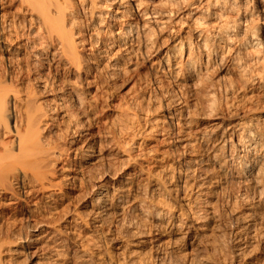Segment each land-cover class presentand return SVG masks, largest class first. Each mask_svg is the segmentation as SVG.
I'll use <instances>...</instances> for the list:
<instances>
[{
  "label": "rangeland",
  "instance_id": "rangeland-1",
  "mask_svg": "<svg viewBox=\"0 0 264 264\" xmlns=\"http://www.w3.org/2000/svg\"><path fill=\"white\" fill-rule=\"evenodd\" d=\"M110 2L112 0H107L105 16L101 17L104 23L100 22L93 29L89 25L91 22L87 23L88 19H84L80 12L79 15L77 11L70 15L74 23L80 21L76 27L82 35L76 39L79 47L84 38L85 45H88L89 38L92 42L102 32L103 35L112 29L120 30L111 23L119 5ZM172 3L178 4L172 8ZM15 4L11 7L5 5L0 11V19L7 17L5 21L12 22L18 28V34L24 35L18 40L14 39L16 34L12 35L16 40L14 52L0 50V81L9 83L10 79L14 80L17 90L16 98L8 104L16 118L7 123L11 129L7 126L1 131L2 135L0 133V151L5 147L13 149L15 122L16 128L24 134L28 116L38 110L48 114L45 120L41 119L39 126L42 127L39 128L42 129L41 142L47 155L49 151L51 155L43 164L44 167L47 164L45 170L48 173L45 185L41 186L30 174L21 190L14 185L21 196L24 211L15 210V206L8 209L0 206V213L4 214L1 223L15 224L17 234L32 236L37 233L31 231L40 224L49 226L40 241L29 249L20 250V254L11 251L18 247L5 249L2 264H53L58 255H61L58 264H264V183L256 187V175L245 182L229 172L225 166L228 163L226 146L222 145L228 133L226 128L234 131L263 112L264 88L249 87L238 90L235 95L226 94V89L232 86L241 88L244 81L236 72L229 70L228 73L220 66L209 68V82L206 77L204 87H194L191 80L180 82L174 75H164L157 64L144 59L142 51L124 56L116 49L118 52L110 51L99 60L101 42L85 52L86 59L92 63H89L90 68L84 69L86 72L79 74L73 70L69 73L66 62L58 56L51 61L50 53L58 49L57 45L37 46L42 43L37 24H31V16L21 11L18 3ZM157 4H162L164 11L171 8L175 11L172 21L183 18L192 9L181 0H151L146 7L151 12ZM194 18L189 15L182 19L185 25H180L181 21L170 26L179 30L178 35L184 40L191 41L194 35L189 25H193ZM149 25L151 32L157 34L154 41L159 46L163 44V48L168 46L161 57L169 49L173 52L175 43L164 45L168 34L157 32L160 23L152 21ZM87 29H91L90 34L82 31ZM109 34L110 38L112 35ZM6 35L0 33V37ZM28 39H31L28 48L20 49ZM32 47L38 48L34 51L30 49ZM109 60L111 63L107 62ZM91 80L95 83H90ZM42 85L49 87V93H42ZM67 87H75V97H82L87 102L81 111L74 108L67 96ZM188 115L191 118L186 119ZM259 122V127H264V118ZM187 123L188 128L184 127ZM182 136L192 147L189 145L185 150L173 140ZM233 143L235 152L241 154L242 144L238 136L234 137ZM89 148L97 150L96 159L88 158L92 154ZM215 155L217 160L213 161ZM199 160L204 161L202 166L195 165L194 161ZM196 167L202 168L194 171ZM101 178L110 181L109 194L116 195L111 197L108 194L110 201H116L120 186L124 193L117 207L115 205L105 217L92 204ZM122 182L128 185L123 186ZM1 203L4 201L0 200ZM140 207L151 208L150 214L142 215ZM157 213L168 218L158 221L155 219ZM177 216L185 220L184 227L173 223Z\"/></svg>",
  "mask_w": 264,
  "mask_h": 264
},
{
  "label": "bare ground",
  "instance_id": "bare-ground-1",
  "mask_svg": "<svg viewBox=\"0 0 264 264\" xmlns=\"http://www.w3.org/2000/svg\"><path fill=\"white\" fill-rule=\"evenodd\" d=\"M124 1L125 0H112V2H110L111 4L114 2L115 4L117 3L119 5L118 8L114 10L115 12H114V15L112 16L111 23H112V27L114 26V28L116 27L120 28V30L117 32L116 29H112L110 32H104L105 34L103 35H102L103 32L101 31L102 36L99 35L100 37L98 36L97 39H94V40L92 39V42L90 41V38H89L88 45H85L86 40L83 37L84 40L80 42L82 44L80 47H79V43L76 40L79 37L78 35L82 36L80 34L81 30H77L78 28L76 29V27L79 26L77 25L79 20L77 21L76 19L77 16H76L75 18L76 20L74 19V21H77V24L76 22L74 23L73 19L71 20L70 15L74 14L75 11H77L79 15V12H80L84 16V19L86 18L88 19V22L85 21L84 19L82 20H84L87 23L91 22V24L89 25H90V28L93 29L97 25H100L99 24L100 22H103L101 21L102 20L101 17L105 16L103 14H105L104 9H105V6H107L106 5L107 0H0V11L3 10V7L5 5H7V7H11L13 6V4L18 3V5L20 6V10L31 16V19L29 20L30 22H32L31 24H34V26H36L35 24H37L38 34L40 33V39L42 40L41 41L42 43L40 42L41 44H37V46H39V48L40 47L47 48L49 44L57 45L58 49L55 52L53 51L54 53L52 52L50 53L52 56L51 61L52 60L55 61L54 60L55 56L56 57L58 56L59 59H62L63 61L66 62V65H67L66 71L69 73L74 70V72L77 71V73L82 74L85 71L84 69L88 68L90 66L89 63H91L90 62L91 60L86 59L87 56L85 52L96 48V46H98L97 44L101 42L103 44V47H102L101 52L97 56L99 60L103 59L106 54H110L109 53L110 51L113 52L116 49L120 51L121 53H123L124 56L125 55L131 56L132 54L137 53L138 51L139 52L142 51L140 53L142 54V56L145 57L143 58L146 60H150L153 63V65L157 64V66L159 67V70L162 73H164V75H168V76L174 75L177 81H180V82L191 80L194 82L193 84L194 87L195 85L197 87L202 86V84L205 83L206 77L208 76L207 73L211 70L209 69L210 67L214 66V68L216 69V67L220 66L221 68H224V70H227V72L229 70L236 72L242 78V82L244 81V84L242 83L243 86H241V88L232 86L231 88L229 87L230 89H226L225 90L226 94L235 95L238 90L240 91L243 89L247 90L249 87L250 88L257 87L260 89L264 88V0H181L183 2H187L188 3L187 5L189 6V8H192L190 12H188L185 16H183V18L186 19L189 15H193V17L195 16L194 21L192 20L194 22L193 25L192 24L189 25L190 27L192 26L190 31L192 32L194 36L192 37L191 41L187 40L188 42L186 41V39L184 40V38L178 35L179 30L177 31L174 27L170 26L171 23L175 22L177 24L181 22L183 19L181 17L179 20L172 21V17L175 15V11L172 8L174 7L173 5H176L178 3L176 4L172 3L171 4L172 8L169 11H164L163 7L161 6L162 4L159 6L157 4L153 7V10L150 12L148 10V7H146V4L148 3V1H151V0H147V2H145L146 0H128L129 2L127 3H125ZM108 6L110 7L112 5H108ZM194 11H198L200 13L198 12L194 13ZM106 13H107V10H106ZM78 17L81 18L80 16ZM6 18L4 19L6 20ZM5 20L0 19V33L4 35L8 34V36L6 35L4 37H0V50L2 52L10 53V51L12 52L15 51L13 43H15V41L20 39L21 37L23 38L24 35L22 33L18 34V30H17L18 28L15 25H12V22L10 24L8 21L6 22ZM82 20L81 22H83ZM152 21L154 23H160V25L157 28L158 33L165 32L166 34H168L167 36L168 40H164V45L165 44L169 45L170 42L173 45L175 43L174 51L172 50L173 52L169 51L170 50L169 49L167 53L161 57V54L163 53L164 49L168 48V46L163 48L162 43H161L162 45L159 46V44H157L154 41V38L157 34H155V32L154 33L151 32L152 28L149 25V23H151ZM23 25L25 24L23 23ZM180 25H185V24L182 21ZM20 27H23V26L20 25ZM91 29L82 30V31L85 33L86 32L88 33L91 31ZM109 33L112 35L110 38L108 37ZM13 34H16L14 36L15 38L12 37ZM91 36L93 35L91 34ZM13 38L16 40H13ZM30 40L31 39L26 40L25 41L26 43L24 45L21 44L22 46L20 45L19 48L20 49H23V47H25V49L28 48V45L31 43ZM11 47L12 49H10ZM37 48L32 47L30 49L34 50ZM16 50H18V48ZM117 52L116 54H118ZM32 54H37V53L33 52ZM36 56H40V55H36ZM110 60L107 62H110ZM100 62H103V61H100ZM107 62L105 64H107ZM112 67H115V66H112ZM107 68L108 67H106V69ZM112 69L114 72L116 71L115 68H112ZM94 72H95V69H94ZM213 72L214 71H211V73ZM96 74L98 73L96 72ZM208 77H207V81H208ZM100 78L101 77H99V79ZM44 79L46 78L44 77ZM6 81H0V133L1 135L3 133L1 131L3 129L4 130L7 129V126H8L7 123L9 121L15 120L16 118L15 114L12 115V113L10 112L11 110H9V107H8L9 101L12 98H14L15 97L14 95L17 93L15 81L11 79L9 83H6ZM89 82L90 83L92 82V84L95 83L93 80ZM50 83H52V81ZM47 85H44V86L42 85L43 86L41 88L42 93H49V87H48L49 85L48 86ZM72 88L73 87L71 88L67 87L66 89L68 91L67 96H69L71 98L70 101L74 103V108L76 107L80 109L81 111V109L86 106L87 102L85 103L83 101L84 98L82 99V97H79V96L75 97L76 95L75 87L74 89ZM53 95L55 94L53 93ZM59 97L60 96H56L55 98H59ZM253 98L255 99V97ZM250 100H253V99L251 98ZM30 104L29 106H31ZM64 105L65 104H63V106ZM261 105L263 106V112L257 114L254 117V119L252 118V120L247 122V124L245 123L241 124L234 131L233 129L226 128V131L228 133H226V136L224 138L225 139L224 144H222L223 147L226 146L225 147L227 151L226 154H228L227 155L228 159L226 161H228V163L225 166L227 167V169H229V172H232L233 174H237L238 177L240 176V179H244L245 182H249L250 181L249 178L250 177L253 178V176L256 175L257 180L254 181L256 187H260V185L264 183V127H259L260 125H258V122L262 118H264V104H261ZM40 106L41 105L39 104V107ZM17 107L18 106H15V108ZM35 109H32V110H35ZM27 111H29V109ZM71 112L68 111V113H71ZM213 112H216V111L214 110ZM34 113H35L34 115L28 116L27 118V123H25L26 130L24 134L22 133V131H20V128L18 129L16 128L17 122H15L13 128L15 130L16 139L15 137H13L15 139V140L13 139L14 140V144L12 147L13 149H10V148L8 149L7 147H5L4 151L2 150H1L2 152L0 151V200L4 201V204L1 203L0 206L5 207L6 209H8L9 207L11 208L12 206H15V210L21 209L24 211V208L21 205V202H22L21 196L18 195L19 193H17L15 189L16 187L14 185H18V188H20L21 190L22 188L21 186H23V183L26 182L25 180H27L29 174L32 175L38 182H40L41 186L45 185L44 182L47 179L48 173L45 170V167L47 164L45 165V167L43 166V164L45 160H47L46 158L51 152L49 151V154L47 155V152L45 151L44 144H42L43 141L41 142V138H40V131L42 130L40 128L42 126L40 127L39 125L42 122L41 119L44 117L47 118L48 114L47 112L44 114L40 112L41 113L40 114L38 110L34 111ZM189 118L191 117L188 115L186 119H189ZM189 123H187L186 126L184 127L188 128L187 125H189ZM77 126L79 125L77 124ZM78 128H81V127H78ZM236 136L239 137L240 142L242 144L241 154H238L237 152H235L236 149H234L235 145L233 143V139ZM185 138L186 137L182 136V137H176L173 140L176 141L177 143H180L182 148L185 149V148H188L190 145L189 140H186ZM89 151L92 154H90L88 158L96 159L98 157L97 156L98 154H96L97 150L94 151L90 149ZM212 160L213 161L217 160L216 155L213 157ZM194 162H195V165H198V166L200 165L202 166L204 164L203 160L194 161ZM190 163L191 161L188 164ZM221 165L224 166L223 164ZM196 168L194 171H197L199 170V168H202V167H199L197 169ZM194 174H196V172H194ZM126 180L129 181L127 178ZM100 182H101V185L98 184L99 191L93 197L92 204L96 208V210L99 211L98 213L101 216H104L118 202L121 201V199L124 197L123 196L124 193H123V189H120V187L122 186H120L119 188L116 186L118 188L117 189V193H118L117 199H115L116 201H113V200L110 201L108 198L109 195L111 197L112 195H115V194H112V195L109 194V189H111L109 185L110 181L106 182L104 178L103 179L101 178ZM122 184L123 186L128 185L127 182L126 183L122 182ZM28 195H30L29 191H28ZM6 202H8V204H5ZM150 211H151V208L148 209V207L146 208L140 207V212L144 216H148L150 214ZM3 215L0 213V264H2V255L5 249H10L11 247H18L17 249H13V250L11 249V251L15 255L20 254V250L29 249L32 244L36 243L37 241H40L43 235L47 234V228L49 226V225L47 226V225L40 224L34 230L31 231V232L37 233V234H34L33 236L31 234L29 235V233L17 234L18 232L16 233L15 224L10 223L8 225H4L1 223L3 219ZM165 218H168V217L162 215L161 213H157L155 217V219L158 221H163ZM173 219H174L173 223L175 224L178 223L177 225H181L180 227L183 226L182 224L185 220L183 221L180 216H177ZM201 219H203V217H201ZM6 252L7 251H5V253ZM60 257L61 255H58L57 256L58 259L56 258L53 264H58Z\"/></svg>",
  "mask_w": 264,
  "mask_h": 264
}]
</instances>
